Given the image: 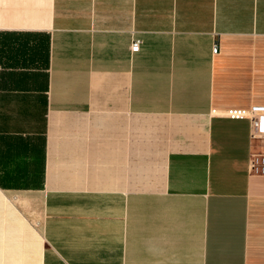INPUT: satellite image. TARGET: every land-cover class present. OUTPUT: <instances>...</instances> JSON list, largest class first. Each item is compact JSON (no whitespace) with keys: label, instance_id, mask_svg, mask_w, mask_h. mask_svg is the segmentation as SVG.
<instances>
[{"label":"crops","instance_id":"crops-1","mask_svg":"<svg viewBox=\"0 0 264 264\" xmlns=\"http://www.w3.org/2000/svg\"><path fill=\"white\" fill-rule=\"evenodd\" d=\"M252 106L264 0H0V252L26 197L36 219L33 255L0 264L75 261L41 255V200L84 262L264 264L248 121L212 113Z\"/></svg>","mask_w":264,"mask_h":264},{"label":"rangeland","instance_id":"rangeland-1","mask_svg":"<svg viewBox=\"0 0 264 264\" xmlns=\"http://www.w3.org/2000/svg\"><path fill=\"white\" fill-rule=\"evenodd\" d=\"M43 201L41 200V227H40V253L41 255H58L67 256L70 260L74 259L67 264H96L95 262L87 261L84 256L88 255V258L97 253V247L95 245L85 247L83 244L86 242L85 234L83 232L69 231L66 229L68 223L67 219L72 217L64 213L63 204L65 200H56L57 202V213L48 214L44 211ZM34 204L32 197H26L24 201H20L19 211H20V221L23 224V228L18 231L19 238L17 244H12L13 241L10 240V246L7 249H3L0 254H5L9 258H30L33 255V239L32 234L29 233V228L32 227L34 219ZM73 217H79L80 215H73ZM92 217V216H89ZM38 218V217H37ZM94 218V217H92ZM38 220V219H37ZM21 239H23L21 241ZM93 242V241H89ZM23 243V246L21 244ZM36 253V252H35ZM6 264H36L33 262H9ZM42 264H63V263H42Z\"/></svg>","mask_w":264,"mask_h":264},{"label":"built area","instance_id":"built-area-1","mask_svg":"<svg viewBox=\"0 0 264 264\" xmlns=\"http://www.w3.org/2000/svg\"><path fill=\"white\" fill-rule=\"evenodd\" d=\"M140 41L130 45L131 52H137ZM218 50L213 45L212 53ZM216 116L231 120H246L249 124L250 152L248 158V173L250 176L264 177V106H252L243 110H218L212 112Z\"/></svg>","mask_w":264,"mask_h":264}]
</instances>
